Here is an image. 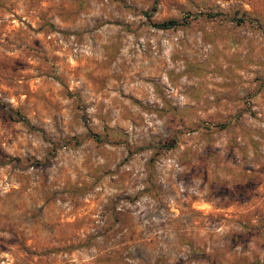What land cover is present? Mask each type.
<instances>
[{"label":"rangeland","instance_id":"1","mask_svg":"<svg viewBox=\"0 0 264 264\" xmlns=\"http://www.w3.org/2000/svg\"><path fill=\"white\" fill-rule=\"evenodd\" d=\"M0 264H264V0H0Z\"/></svg>","mask_w":264,"mask_h":264},{"label":"trees","instance_id":"2","mask_svg":"<svg viewBox=\"0 0 264 264\" xmlns=\"http://www.w3.org/2000/svg\"><path fill=\"white\" fill-rule=\"evenodd\" d=\"M182 23H185V21H183V19H181V21L175 20V19H167V20H163L161 22H158L155 24V26H157L158 28L161 29H166V28H172L176 25H180ZM94 139H98V137L96 135H92ZM173 143H167V147H171Z\"/></svg>","mask_w":264,"mask_h":264}]
</instances>
